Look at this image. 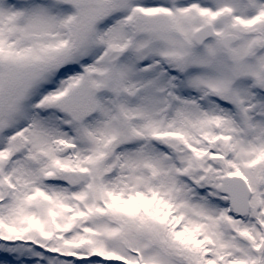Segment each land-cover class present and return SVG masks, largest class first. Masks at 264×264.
Instances as JSON below:
<instances>
[{
	"label": "snow or ice",
	"instance_id": "snow-or-ice-1",
	"mask_svg": "<svg viewBox=\"0 0 264 264\" xmlns=\"http://www.w3.org/2000/svg\"><path fill=\"white\" fill-rule=\"evenodd\" d=\"M0 264H264V0H0Z\"/></svg>",
	"mask_w": 264,
	"mask_h": 264
}]
</instances>
